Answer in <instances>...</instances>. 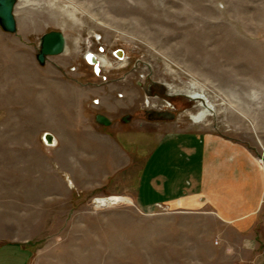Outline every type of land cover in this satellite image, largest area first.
<instances>
[{"label": "rangeland", "instance_id": "1", "mask_svg": "<svg viewBox=\"0 0 264 264\" xmlns=\"http://www.w3.org/2000/svg\"><path fill=\"white\" fill-rule=\"evenodd\" d=\"M14 14L15 31L0 22V264H218L201 213L138 208L119 187H134L150 138L195 125L264 167V0H15ZM51 31L66 48L41 61ZM119 150L132 173L100 185Z\"/></svg>", "mask_w": 264, "mask_h": 264}, {"label": "crops", "instance_id": "2", "mask_svg": "<svg viewBox=\"0 0 264 264\" xmlns=\"http://www.w3.org/2000/svg\"><path fill=\"white\" fill-rule=\"evenodd\" d=\"M149 141L151 147L148 142V152L144 151L136 174L131 172L132 152L128 157L119 150L121 164L112 173L111 163H106L100 185L132 173L134 187H119V191H130L138 208L163 204L180 214L201 213L216 226L206 236L210 254L221 260L218 264H250L256 257L264 264V233L257 236L251 228L257 218L264 223V216H260L264 213V167L260 159L248 147L204 125L171 131ZM216 237L218 246L213 241Z\"/></svg>", "mask_w": 264, "mask_h": 264}, {"label": "water", "instance_id": "3", "mask_svg": "<svg viewBox=\"0 0 264 264\" xmlns=\"http://www.w3.org/2000/svg\"><path fill=\"white\" fill-rule=\"evenodd\" d=\"M15 0H0V22L2 26L8 31L16 30V18L14 14ZM66 48V37L60 31H51L44 35L41 44V53L39 58L44 60L46 56H54L62 54ZM119 56H122L121 54ZM87 60L90 64L97 66V59L95 55L88 54ZM146 118L150 121L169 120L172 121L176 118V114L169 110H146ZM96 120L102 124H110L108 117L102 114L96 116ZM44 141L47 145L56 146L58 139L50 132L43 135Z\"/></svg>", "mask_w": 264, "mask_h": 264}, {"label": "bare ground", "instance_id": "4", "mask_svg": "<svg viewBox=\"0 0 264 264\" xmlns=\"http://www.w3.org/2000/svg\"><path fill=\"white\" fill-rule=\"evenodd\" d=\"M97 59V58H96ZM86 60H87V56H86ZM87 62H88V60H87ZM89 63V62H88ZM98 61H97V66H98ZM92 65H94L95 67H96V65L95 64H92ZM99 67V66H98ZM198 97H196V99H197ZM204 110L203 111H201L197 116H194V117H192L195 121H200L201 119H203L205 116H206V114H207V110H208V108L207 107H205L204 106ZM207 109V110H206Z\"/></svg>", "mask_w": 264, "mask_h": 264}, {"label": "built area", "instance_id": "5", "mask_svg": "<svg viewBox=\"0 0 264 264\" xmlns=\"http://www.w3.org/2000/svg\"><path fill=\"white\" fill-rule=\"evenodd\" d=\"M123 52V51H122ZM90 54H93V55H95V57H97L96 55H97V53H94V52H90ZM99 54V53H98ZM115 55H118V57H123V53H120L119 51H116L115 53H114ZM122 55V56H119V55ZM96 71L99 73V71H100V69H99V67H98V69L96 68Z\"/></svg>", "mask_w": 264, "mask_h": 264}, {"label": "flooded vegetation", "instance_id": "6", "mask_svg": "<svg viewBox=\"0 0 264 264\" xmlns=\"http://www.w3.org/2000/svg\"><path fill=\"white\" fill-rule=\"evenodd\" d=\"M87 56V55H86ZM99 69H100V67H99ZM100 72V71H99Z\"/></svg>", "mask_w": 264, "mask_h": 264}]
</instances>
